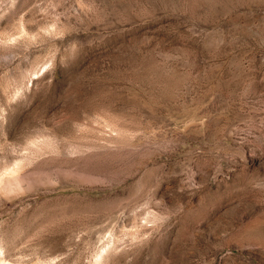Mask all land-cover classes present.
<instances>
[{"label": "rangeland", "instance_id": "1", "mask_svg": "<svg viewBox=\"0 0 264 264\" xmlns=\"http://www.w3.org/2000/svg\"><path fill=\"white\" fill-rule=\"evenodd\" d=\"M0 264H264V0H0Z\"/></svg>", "mask_w": 264, "mask_h": 264}]
</instances>
